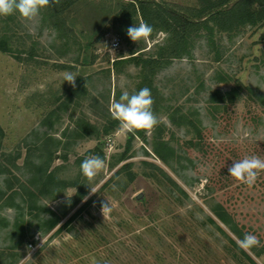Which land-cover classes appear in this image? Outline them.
I'll return each instance as SVG.
<instances>
[{"label":"rangeland","instance_id":"1","mask_svg":"<svg viewBox=\"0 0 264 264\" xmlns=\"http://www.w3.org/2000/svg\"><path fill=\"white\" fill-rule=\"evenodd\" d=\"M112 11L104 0L83 1L68 21L69 36L47 27L41 14L0 17V40L7 33L11 51L0 50V171L11 173L0 174V191L8 179L16 188L39 181L36 167L71 184L40 194L39 182L32 210L26 196L0 197V264H264V169L252 184L227 171L246 156L264 159V22L195 36L191 56L153 78L157 123L129 131L110 105L122 89L139 91L143 73L115 62L143 47L155 53L165 34L128 44L115 34ZM65 71L76 76L74 85L63 82ZM231 90L233 102L213 97ZM176 110L196 127H186ZM161 142L175 148L178 163L158 159L153 149ZM92 155L104 167L89 178L79 165ZM218 205L258 244L241 248L213 215ZM58 218L45 233L46 220Z\"/></svg>","mask_w":264,"mask_h":264},{"label":"trees","instance_id":"2","mask_svg":"<svg viewBox=\"0 0 264 264\" xmlns=\"http://www.w3.org/2000/svg\"><path fill=\"white\" fill-rule=\"evenodd\" d=\"M85 0H51L40 12L42 21L52 30H56L65 36L73 34V28L68 26V21L76 10V6ZM113 8L111 24L115 28V34L124 39L128 44L131 40L127 36V28L133 24L146 23L151 26V33L146 36L148 40L155 41L158 33L165 34L163 43H154L156 47L155 53H147L146 47L139 48L129 54V58L118 60L115 62V67L122 63L133 65L140 68L143 73L141 88H148L150 94L156 92L153 87L154 76L173 60H181L191 56V43L195 36L200 33H205L207 36H212L215 31L221 33H229L244 26H255L264 22V0H197L198 6L195 8H185L171 5L162 0H104ZM74 15V14H73ZM0 50L4 53L11 52L9 47V39L7 33L0 40ZM237 91L231 90L225 93L216 91L213 97L220 96L223 100L233 102L236 98ZM152 95V94H151ZM152 97V96H151ZM178 118L188 127H194L193 122L190 121V116L180 110ZM187 121V122H186ZM176 122V121H173ZM185 122V123H184ZM189 122V123H188ZM175 123L182 126L183 124ZM83 125V123H81ZM80 124V125H81ZM186 126V127H187ZM86 128L92 129L88 123ZM196 130H198L196 128ZM140 134V132H138ZM2 135V131L0 130ZM200 134V132H199ZM189 145L195 148L193 139L189 141ZM154 154L164 164L169 165L171 161L178 163L179 153L174 147L168 143L161 142L154 146ZM51 158V153L49 154ZM19 155L14 158L16 161ZM171 160V161H170ZM14 164V162H13ZM36 167V166H35ZM36 167L37 172L42 175L33 181H24L20 183L19 188L6 180V188L4 192L0 191V197L7 195L9 192L14 195H20L22 200H26L25 196L31 200L30 209H36V201H34L38 194L36 193V186L41 183L39 187L40 194H43L47 187L66 188L71 186L65 181H58L52 173L47 170H40ZM0 174H11L8 169L0 171ZM8 182V183H7ZM34 186V188H30ZM76 186V185H74ZM18 193V194H17ZM81 193V191H80ZM78 195L77 199H81L83 193ZM13 195V196H14ZM10 197L14 199V197ZM10 199V200H11ZM213 215L225 226L228 227L231 234L238 240L243 238V233L235 222L233 216L222 205H218L211 209ZM60 219L46 220L44 223L46 229L44 232H49L58 226ZM241 250V249H240Z\"/></svg>","mask_w":264,"mask_h":264},{"label":"clouds","instance_id":"3","mask_svg":"<svg viewBox=\"0 0 264 264\" xmlns=\"http://www.w3.org/2000/svg\"><path fill=\"white\" fill-rule=\"evenodd\" d=\"M50 2L51 0H0V17L16 14L25 21H33ZM151 31V26L146 23L133 24L126 30L128 38L134 42L148 36ZM61 77L63 82L74 85L76 76L72 72L65 71L61 73ZM151 105L152 97L148 88H141L131 94L122 89L119 98L112 101L110 111L121 128L129 131L147 130L157 123ZM103 167L104 161L97 155L86 157L79 165L81 173L89 178L94 177ZM261 169H264V159L253 155L232 162L227 171L228 176L252 184ZM107 211H110L108 203L102 206V214ZM238 243L241 248L247 249L257 245L258 240L255 235L248 233Z\"/></svg>","mask_w":264,"mask_h":264},{"label":"built area","instance_id":"4","mask_svg":"<svg viewBox=\"0 0 264 264\" xmlns=\"http://www.w3.org/2000/svg\"><path fill=\"white\" fill-rule=\"evenodd\" d=\"M119 46H120V43H119L118 40H114V41L112 42V44H111V48H112L113 50H117V49L119 48Z\"/></svg>","mask_w":264,"mask_h":264}]
</instances>
